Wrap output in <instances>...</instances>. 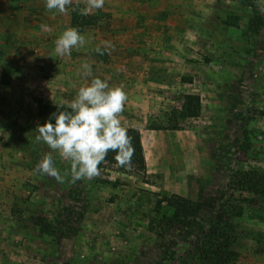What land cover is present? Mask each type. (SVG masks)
Returning <instances> with one entry per match:
<instances>
[{"label": "rangeland", "instance_id": "374dc122", "mask_svg": "<svg viewBox=\"0 0 264 264\" xmlns=\"http://www.w3.org/2000/svg\"><path fill=\"white\" fill-rule=\"evenodd\" d=\"M86 4L0 0V264H178L247 196L232 264H264V193L231 182L240 169L264 174V0H104L81 14ZM68 27L85 44L60 57ZM94 77L125 91L119 118L140 130L146 167L105 162L75 183L38 173L46 155L70 170L35 140L38 105H70ZM188 93L197 116L182 115ZM172 195L203 205L165 229L156 219L172 209L156 202Z\"/></svg>", "mask_w": 264, "mask_h": 264}, {"label": "clouds", "instance_id": "9594fccd", "mask_svg": "<svg viewBox=\"0 0 264 264\" xmlns=\"http://www.w3.org/2000/svg\"><path fill=\"white\" fill-rule=\"evenodd\" d=\"M72 0H45L49 11L64 12ZM104 0H87L81 14L92 9H100ZM85 44L84 36L77 28H66L55 41V53L64 57L71 55L74 48ZM97 52H101L97 47ZM102 54V53H101ZM83 74L91 75L90 64L82 65ZM127 102V95L119 85L110 86L99 77L91 79L82 86L70 110H56L43 124H38L35 137L37 142L45 143L59 156L70 162V170L63 175L56 167L51 155H46L37 165L36 171L51 175L63 182L66 177L71 182L98 175V167L108 152L117 153L116 159L121 164L130 162L133 146L127 129L119 118Z\"/></svg>", "mask_w": 264, "mask_h": 264}, {"label": "trees", "instance_id": "16d2710c", "mask_svg": "<svg viewBox=\"0 0 264 264\" xmlns=\"http://www.w3.org/2000/svg\"><path fill=\"white\" fill-rule=\"evenodd\" d=\"M183 102V116H197L201 110L200 96L193 93L185 94ZM69 104L64 102H42L38 105L35 112V124H43L47 120L51 113L57 109L64 111L70 110ZM128 135L131 138L133 146V154L130 162L126 163L130 167H140L144 169L145 156L144 147L142 143L141 132L138 129L127 130ZM117 153L108 152L103 163H119L116 159ZM232 185L239 191H247L257 195H262L264 191V174L258 170H236L231 179ZM255 200L250 197H243L237 200L238 204L229 201V209L227 216L224 219L217 220L212 228V231L205 234L200 240H198L191 247L186 249L179 256L178 264H232V262L238 256V246L241 244L243 238L240 230L243 215L246 212L245 206L251 204ZM165 202L172 212L169 215H163L161 218L156 219L161 225L165 224V229L173 228L176 224L191 221L197 217L202 208V201L198 199H188L180 195H172L170 197H163L158 199L156 207L158 211L162 207V203ZM42 219L47 222V219L43 216ZM43 226V225H42ZM157 226L150 223V229L155 230ZM164 229V230H165ZM40 232L51 233V231L43 230L39 228ZM160 234L161 232H156Z\"/></svg>", "mask_w": 264, "mask_h": 264}]
</instances>
